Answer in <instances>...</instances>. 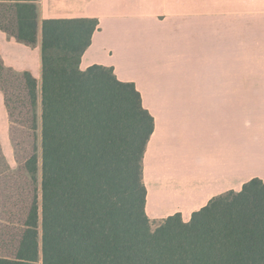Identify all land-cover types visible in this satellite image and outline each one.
Returning a JSON list of instances; mask_svg holds the SVG:
<instances>
[{
    "label": "trees",
    "instance_id": "1",
    "mask_svg": "<svg viewBox=\"0 0 264 264\" xmlns=\"http://www.w3.org/2000/svg\"><path fill=\"white\" fill-rule=\"evenodd\" d=\"M37 0H0V30L37 41ZM96 19L41 24V78L0 58L16 180L0 219V264H264V182L192 214H145L153 118L112 68H79Z\"/></svg>",
    "mask_w": 264,
    "mask_h": 264
},
{
    "label": "crops",
    "instance_id": "2",
    "mask_svg": "<svg viewBox=\"0 0 264 264\" xmlns=\"http://www.w3.org/2000/svg\"><path fill=\"white\" fill-rule=\"evenodd\" d=\"M36 11L33 46L0 30L3 64L40 81L42 22L98 21L79 68H112L153 118L150 220L188 223L211 199L264 182V11L227 10V0H37ZM0 143L12 151L1 92Z\"/></svg>",
    "mask_w": 264,
    "mask_h": 264
},
{
    "label": "rangeland",
    "instance_id": "3",
    "mask_svg": "<svg viewBox=\"0 0 264 264\" xmlns=\"http://www.w3.org/2000/svg\"><path fill=\"white\" fill-rule=\"evenodd\" d=\"M235 5L239 10L264 11V0H239L236 4L234 0H227V10ZM15 173H17V164L13 152L0 143V219L6 213L8 187L16 180Z\"/></svg>",
    "mask_w": 264,
    "mask_h": 264
}]
</instances>
